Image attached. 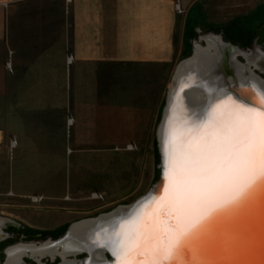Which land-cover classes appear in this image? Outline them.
Wrapping results in <instances>:
<instances>
[{"label": "crops", "instance_id": "obj_1", "mask_svg": "<svg viewBox=\"0 0 264 264\" xmlns=\"http://www.w3.org/2000/svg\"><path fill=\"white\" fill-rule=\"evenodd\" d=\"M181 1L182 13L175 0H0V182L15 196L56 177L79 190L97 146L137 138L202 10Z\"/></svg>", "mask_w": 264, "mask_h": 264}, {"label": "snow or ice", "instance_id": "obj_2", "mask_svg": "<svg viewBox=\"0 0 264 264\" xmlns=\"http://www.w3.org/2000/svg\"><path fill=\"white\" fill-rule=\"evenodd\" d=\"M249 90L252 107L213 97L187 144L168 140L169 187L142 205L144 215L119 223L115 264H253L248 233L221 232L264 204V89Z\"/></svg>", "mask_w": 264, "mask_h": 264}, {"label": "rangeland", "instance_id": "obj_3", "mask_svg": "<svg viewBox=\"0 0 264 264\" xmlns=\"http://www.w3.org/2000/svg\"><path fill=\"white\" fill-rule=\"evenodd\" d=\"M205 1L193 7L202 8L200 13L188 16L192 26L188 27V50L166 73H162L159 92H155L153 98L155 104H146L150 109L143 122L146 127H140L137 138L129 144L97 146L96 176L89 182H82L79 190H76L73 177L51 178L48 182L53 184L49 186L33 184L29 187L46 198L37 193L25 198L15 196L1 179L0 221L13 220L21 225L15 226L8 221L4 224V232L9 236L0 240V264L5 262V251L10 246L55 240L71 223L129 205L150 190L160 175L158 131L170 85L181 59L190 57L194 46L205 48L209 41L215 40L211 36H220L223 44L224 41L231 44L226 47L228 54L233 48H239L236 56L243 64L249 63L245 54L252 57L259 51L264 52V0H209L207 5H202ZM256 72L264 79L263 72ZM132 144L134 148L127 149ZM37 196L39 201H33L32 198ZM59 256L55 260L51 256L45 257L42 262L57 264ZM24 260L27 264H42L30 256Z\"/></svg>", "mask_w": 264, "mask_h": 264}, {"label": "bare ground", "instance_id": "obj_4", "mask_svg": "<svg viewBox=\"0 0 264 264\" xmlns=\"http://www.w3.org/2000/svg\"><path fill=\"white\" fill-rule=\"evenodd\" d=\"M211 37L215 40L213 42L209 41L207 47L204 48L200 45L196 46V59L194 63L189 64L188 69L184 70V72L182 71V74H180L178 78L176 75L178 70L177 68L175 73L176 76H174V79L170 85L171 96L169 100L168 113L164 125H162V128L160 129L159 133L162 143L163 157L166 162V168L168 140L170 138H174L175 143L178 146L187 144L188 140L191 138V133H189L188 129L191 128L194 123L198 122V117L207 107V102L209 100H211L213 97H222V99L224 100H228L229 98H231V100L234 101L236 104H241L232 95L225 93L227 92V85L225 81L213 69L211 70V68L215 67L216 65L215 58H218L222 55V53L220 52V48L224 46V44L221 42L222 39L220 36L213 35ZM236 52L239 53L240 50L236 49L234 53V58H237ZM245 55L246 58L249 60V66H255L257 69L264 73V52L259 51L252 57L248 54ZM242 66L247 69L246 65ZM243 67H238V73L241 79L247 76ZM181 89L183 90L182 92ZM174 98H176L177 100V103L175 105ZM216 102L219 103L220 101L218 100ZM185 108H187L189 111L186 112ZM197 110L202 111L198 113ZM232 111L233 108L230 105L226 110V114ZM190 113L198 114H196L195 116H191ZM165 174L167 179V169ZM168 187L169 185L167 179L166 188L163 193L164 195ZM144 211L145 210L143 209V207L139 208L130 216L117 220L116 225L112 227H110V225H105L96 230L95 232L89 234H85V232L92 228L90 224L85 227H78L80 231H78L80 237H77V235H75V237H77H74L75 240H68L66 241V243L63 244V246L60 247L54 246L52 240L40 244H15L13 246L8 247L7 249L8 256L6 264H24L23 258L25 256H30L38 262H42L44 257L48 256L54 258V256L60 255L65 258L71 253H77V250H80L81 247L83 248V246L91 247L88 244L90 240L100 242L104 245L106 244V246L109 247L112 251H115V241L118 239V237L116 236V231L119 230L117 227L119 223L131 219L134 214L137 216L144 215ZM148 212L150 214L151 209H149ZM4 224V220H1L0 237ZM93 246L94 245H92L91 248H93Z\"/></svg>", "mask_w": 264, "mask_h": 264}, {"label": "water", "instance_id": "obj_5", "mask_svg": "<svg viewBox=\"0 0 264 264\" xmlns=\"http://www.w3.org/2000/svg\"><path fill=\"white\" fill-rule=\"evenodd\" d=\"M230 46L231 44L224 41V46L220 48V52L222 53V55L219 56L218 58H215L216 65L215 67H212L211 70L213 69L225 81L227 85L226 86L227 92L225 93L232 95L239 103L243 104L244 106L252 107L253 98H252V93L249 90V85L255 86L257 90L264 89V84H263L264 79L256 72V70L259 69H257L255 66L251 67L249 66L250 65L249 63L243 64L236 57L234 58V53L236 49L239 48H233L232 51H230V53L228 54L226 52V47H230ZM195 50L196 49L194 46L193 54L190 57H187L184 60H182L178 65V70L176 73L177 78L179 77L180 74H182V71L184 72V70L188 69L189 64L194 63L196 59ZM242 65L244 66L246 65L247 69H245ZM238 67H243L245 69V73L247 74L245 78L241 79L238 73ZM170 96H171V90L169 92L166 105L163 109V116L158 131V137H159L158 142H159V152H160V164H159L160 175L156 183L150 188V190L146 194H144L139 199H137L136 201H134L129 205H122L110 212L100 214L97 217L86 218L71 223L62 236H60L55 240H52L54 246L57 247L63 246V244L66 243V241L68 240L72 241L75 240V238L80 237L79 236L80 231L78 227L79 228L83 226L85 227L90 224L92 228L90 230H87L85 234L95 232L96 230H98L99 228L105 225H110V227H112L117 224V220L128 217L131 214H133L135 211H137L139 208H142V205L145 202H147L150 197H155L156 199H158L159 197L164 195L163 193L166 188V181H167L165 174L167 168H166L165 159L163 157L162 143L159 133L167 117ZM197 111L199 113L202 110L200 111L197 110ZM5 221L6 222L8 221L16 226L20 225V223L13 220L6 219ZM232 229H240L241 231L248 233L252 241L251 244L252 250L248 258L251 261H253V264H261L262 259H264L260 251L261 236L264 235V204H261L258 201L239 220L231 223L223 224L221 226L222 233H227ZM75 235H77V237H75ZM8 236L9 235L6 232H4V229L2 227V234L0 240L7 238ZM88 244L91 247L92 245H94L93 246L94 249L89 246H83V248L81 247L80 250H77V253H71L67 255L65 258L59 256L60 260L58 261L57 264H115V261L117 259L115 256V251H112L109 247L106 246V244L104 245L100 242L91 241V240L88 242ZM7 249L5 251L6 260L2 264L7 263V256H8ZM57 256L58 255L54 256L53 260H55ZM23 263L27 264L24 258H23ZM41 263L46 264L45 262H41Z\"/></svg>", "mask_w": 264, "mask_h": 264}, {"label": "built area", "instance_id": "obj_6", "mask_svg": "<svg viewBox=\"0 0 264 264\" xmlns=\"http://www.w3.org/2000/svg\"><path fill=\"white\" fill-rule=\"evenodd\" d=\"M67 1L69 2L70 0H67ZM175 10H176V12H178V13H182V12H184V6H183L181 0H175ZM71 60H72V57H71V56H68V61L71 62ZM7 67H8V68L11 67V63H10V62H7ZM68 122H69V123H72V122H73V118L70 117V118L68 119ZM15 144H16L15 140H12V142H11L12 147H14ZM133 148H134V145H133V144L127 146V149H129V150H131V149H133ZM32 199H33V201H39L40 197H33Z\"/></svg>", "mask_w": 264, "mask_h": 264}, {"label": "flooded vegetation", "instance_id": "obj_7", "mask_svg": "<svg viewBox=\"0 0 264 264\" xmlns=\"http://www.w3.org/2000/svg\"><path fill=\"white\" fill-rule=\"evenodd\" d=\"M12 224V223H11ZM12 225H14V224H12ZM21 225V224H20ZM16 226V225H15Z\"/></svg>", "mask_w": 264, "mask_h": 264}]
</instances>
